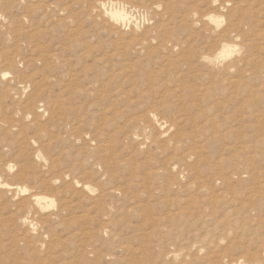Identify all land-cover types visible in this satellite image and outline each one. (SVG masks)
I'll return each mask as SVG.
<instances>
[{
  "label": "rangeland",
  "instance_id": "rangeland-1",
  "mask_svg": "<svg viewBox=\"0 0 264 264\" xmlns=\"http://www.w3.org/2000/svg\"><path fill=\"white\" fill-rule=\"evenodd\" d=\"M245 263L264 0H0V264Z\"/></svg>",
  "mask_w": 264,
  "mask_h": 264
},
{
  "label": "bare ground",
  "instance_id": "bare-ground-1",
  "mask_svg": "<svg viewBox=\"0 0 264 264\" xmlns=\"http://www.w3.org/2000/svg\"><path fill=\"white\" fill-rule=\"evenodd\" d=\"M115 16H120V14L116 13ZM45 57H46V56H45ZM206 58H210V57H206ZM3 74L7 75L6 73H3ZM2 77H3V76H2ZM4 77H5V76H4ZM39 82H40V80H39ZM39 82H38V83H39ZM41 86H42V85H41ZM35 92H36V91H35ZM36 93H37V92H36ZM56 107H57V106H56ZM73 107H74V106H73ZM51 110H52V109H51ZM151 115L153 116L154 119L156 118V115H154V114H151ZM147 129H152V128L146 126V127L144 128V130H147ZM7 131H8V130H7ZM7 145H8V144H7ZM16 147H17V146H16ZM17 148H18V147H17ZM5 162H6V161H5ZM12 163H13V162H12ZM29 163H30V162H29ZM22 164H23V163H22ZM18 166H19V165H18ZM49 166H50V165H49ZM24 170H25V169H24ZM48 170H49V169H48ZM11 179H12V178H11ZM15 180H16V179H15ZM72 184H73V183H72ZM2 185H3V184H2ZM45 185H46V183H45ZM198 185H200V186H199V187H200V190H202V189L204 190V187L207 188L206 185H204V182H199ZM17 186H18V185H17ZM17 186H16V187H17ZM231 186H232V185H230V188H229V189H231ZM11 187H12V186H11ZM167 188H168V186H167ZM5 190H6V189H5ZM13 191H14V190H13ZM9 192H11V191H9ZM64 192H65V191H64ZM70 192H71V191H70ZM223 192H225V189H224ZM250 192H251V191H250ZM246 193H248V192H246ZM250 194H251V193L247 194V195H248V199H249V200H253V199H255V196H254V195H253V196H250ZM31 195H32V194H31ZM35 195H36V194H35ZM231 196H232V195H231ZM245 196H246V194H245ZM45 197H46V196H45ZM231 198H233V197H231ZM63 201H64V200H63ZM252 202H253V201H252ZM23 203H24V202H23ZM218 203H220V201H219L218 199H214V200H213V204H218ZM250 203H251V202H250ZM68 206H69V205H68ZM41 207H42V206H41ZM60 207H61V206H60ZM103 207H104V206H103ZM234 207H235V206H234ZM67 208H68V207H67ZM206 208H207V207H206ZM206 208H205V209H206ZM39 209H41L40 206H39ZM249 209H250V208H249ZM72 210H73V209H72ZM207 210H210V208L205 210L204 214H206V215H207ZM234 213H235V212H234ZM207 217H208V216L205 217L204 222L207 221V220H206ZM39 219H40V218H39ZM43 221H44V220H43ZM198 247H199V246H198ZM173 252H174V251H173ZM173 252H172V253H173ZM175 252H176V251H175ZM173 254H174V253H173ZM182 254H183V253H182ZM185 262H186V261H185ZM185 262H184V263H185ZM245 264H246V263H245Z\"/></svg>",
  "mask_w": 264,
  "mask_h": 264
}]
</instances>
